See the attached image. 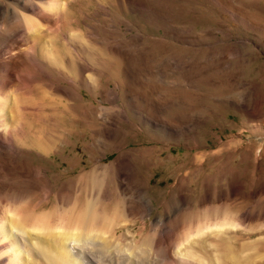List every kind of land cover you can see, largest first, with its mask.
Masks as SVG:
<instances>
[{
  "label": "rangeland",
  "instance_id": "1",
  "mask_svg": "<svg viewBox=\"0 0 264 264\" xmlns=\"http://www.w3.org/2000/svg\"><path fill=\"white\" fill-rule=\"evenodd\" d=\"M6 1L13 3L12 0ZM99 4L98 0H74L70 17L76 21L66 30L77 35L76 40H71L79 45L76 50L68 45L67 39L61 34L48 39L50 41L47 44H51L52 51L56 52L57 61L70 55L71 50L72 58L88 57L95 60L92 61L100 68L101 77L96 78L97 83L94 81V84L117 93V96L106 99L98 88L79 84L78 88L84 94L83 98H77L79 106L92 104L93 107L90 106L96 115L100 114L102 108L110 113L126 109L130 120L121 122L119 134L105 140L106 143L103 141V147L95 142L87 150L86 145L93 142V136L84 130L86 120L80 115L79 123L73 127L74 134L67 136L70 142L56 141L59 148L53 147L55 141L47 144L48 151L45 153L49 154H44V159L28 156L30 168L38 165L44 168L57 190L64 183H69L74 190L73 202L77 201L81 205L86 194L84 177L87 173L100 163L113 165L120 154L126 153L136 176L132 180L144 187L154 207L146 218L140 215L139 219L130 223L128 230L132 235L126 234L125 242L120 246L123 251L134 243L138 244L140 239L133 237V234L141 231L145 221L149 223L150 229L158 217L175 215L180 202V189L184 190L189 206L187 211L176 215L178 220L199 219L205 196H212L213 204L224 199L227 202L233 188L239 199L232 205L233 210L243 212L246 209L263 208L264 0H130L122 14L113 6L111 16L106 15V10L104 12L102 4ZM97 11L101 12L97 14ZM86 14L89 15L87 20ZM105 17L108 21L102 22ZM120 18L123 24L119 27L117 23ZM87 21L98 27V36L101 37H95L97 43H87L81 36V32L87 29ZM104 30L110 33L106 34ZM119 40H123L122 46H119ZM81 43L88 44L91 53H85ZM113 44L124 49L126 70L117 64L118 55L114 53ZM231 48H235L231 55L221 58L212 51L217 49L221 53ZM207 50H211V56L201 52ZM8 57L9 53L4 52L0 61L4 62ZM204 57H207L206 61ZM100 59L106 62L105 66L99 65L102 62ZM177 59L181 60V65ZM199 68L202 69L200 73ZM71 70L77 72L74 65ZM196 70L199 71L195 73ZM62 85L70 87L64 82ZM244 90L249 91L251 98L248 100L251 101L239 107L231 101V97ZM129 91L134 96L133 101L127 98ZM142 94L147 95L150 102H157L161 112L156 107H149ZM41 99L39 94L32 95L34 102ZM167 101H173L174 105ZM46 111L52 113L51 110ZM194 111L201 115L202 122L185 134L170 135L158 127H152L142 117L150 113L163 117L167 113L165 117L168 120L184 123ZM93 118L98 121L96 117ZM61 126L59 134L71 128L70 124L62 123ZM35 127L38 129L39 126L34 125L32 120L26 122L28 142L33 140L31 132ZM18 178H21L20 181L27 180L23 176ZM109 190L112 198L109 204L116 205L119 191L114 185H110ZM29 197L28 210L39 203L40 212H49L58 204L54 196L43 201L35 195ZM176 221L174 219V223ZM262 231L252 232L250 240L263 238ZM239 233L245 241L249 240L247 232ZM86 242L94 244L88 240ZM20 243L24 248L23 239ZM81 244L84 245V241ZM91 248L92 252L101 254L102 264L138 263L136 257L127 261L125 254L118 259L115 250L106 252L99 243ZM88 251L74 250L79 264H92ZM93 264L98 263L93 261Z\"/></svg>",
  "mask_w": 264,
  "mask_h": 264
},
{
  "label": "bare ground",
  "instance_id": "2",
  "mask_svg": "<svg viewBox=\"0 0 264 264\" xmlns=\"http://www.w3.org/2000/svg\"><path fill=\"white\" fill-rule=\"evenodd\" d=\"M12 1L8 3L0 0V58L4 52L9 53L8 60L0 61V264H79L75 249L80 252L89 250L90 262L102 264L101 254L91 251L95 243L102 244L106 252L115 250L118 259L123 254L127 256V261L136 257L137 264H264V237L250 240L252 232L264 230V207L243 212L233 210L232 205L239 201L235 188L231 189L227 202L223 198L213 204L212 196H205L202 210L199 211L200 218L195 216V219L184 221L178 220L176 215L187 211L189 201L184 190L180 189V202L175 215L150 221V229L149 223L145 221L141 231L133 234V237H139L138 244H130L132 246L123 251L120 246L125 242L126 234L132 235L128 230L130 223L139 219L140 215L146 218L154 207L144 187L133 181L136 176L126 153L120 154L113 165L100 163L87 173L84 177L86 194L81 205L77 201L73 202L74 190L69 183H64L57 190L44 168L40 165L30 168L28 156L44 159V154H49L45 153L48 151L47 144L55 141L53 147L59 148L56 141L70 142L67 136L74 134L73 127L79 123V117H85L84 130L93 136V142L86 145L87 150L95 142L102 145L103 141L106 143L105 140L117 136L121 122L129 121L130 117L126 109L110 113L102 108L97 116L91 108L92 104L79 106L77 98H83L84 95L78 88L79 84L98 88L106 99L112 95L117 96V93L106 90L102 85L96 87L94 81L101 76L100 68L93 62L95 60L88 57L72 58L71 50L70 55L57 61L56 52L52 51L51 44H47L50 41L48 39L61 34L69 46L78 48L79 45L71 41L76 40L77 35L66 30L76 21L70 17L74 0ZM98 1L104 12L106 10V15L111 16L113 6L122 14L130 0H114L113 3L112 0ZM87 19L89 15L86 14ZM106 21L108 19L105 17L102 22ZM117 24L120 27L123 20L120 18ZM85 25L87 29L81 32V36L87 43H97L95 37L99 35L98 27L88 21ZM104 32L110 33L106 30ZM122 41L119 40V46L123 45ZM81 46L84 52L91 53L88 44L81 43ZM119 46L113 44L112 48L115 55H118L117 64L126 70L124 49ZM234 49L221 53L217 49L212 51L221 58L231 55ZM201 52L210 56L212 54L211 50ZM105 63L102 60L99 65L105 66ZM73 65L77 69L75 73L71 70ZM201 70H198L199 73ZM62 82L70 87L63 86ZM246 91L233 95L231 101L239 107L248 105L251 97L249 91ZM128 93L127 98L133 101L134 96L130 91ZM35 94L41 96V101L32 100ZM143 96L149 107H156L161 112L157 102H150L147 95ZM171 103L174 105L173 101ZM46 109L56 112L46 113ZM152 113L149 116L142 115L143 119L152 127H158L170 135L185 134L191 127L202 122L198 111H194L192 117H188L189 120L184 123L168 120L165 117L167 113L163 115L166 119ZM29 120L39 126L31 132L33 140L30 142L26 140L25 130ZM62 123L70 124L71 128L59 134ZM18 176L27 180L20 181ZM110 185L119 191L116 205L109 204L112 199L109 196ZM30 195H35L40 201L54 196L58 204L49 212H40L39 203L28 210ZM174 219H177L175 223ZM240 231L247 232L249 240L241 238ZM20 238L24 240L25 249ZM87 240L94 244H89Z\"/></svg>",
  "mask_w": 264,
  "mask_h": 264
}]
</instances>
